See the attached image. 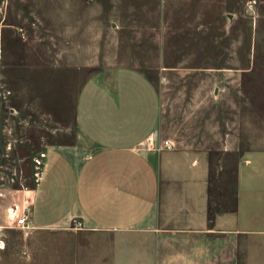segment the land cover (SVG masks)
Instances as JSON below:
<instances>
[{
  "label": "crops",
  "instance_id": "1",
  "mask_svg": "<svg viewBox=\"0 0 264 264\" xmlns=\"http://www.w3.org/2000/svg\"><path fill=\"white\" fill-rule=\"evenodd\" d=\"M198 1L56 9L29 83L65 125L63 102L85 76L80 135L45 149L28 225L1 234L0 264H264V79L252 52L237 66L206 30ZM179 70L212 74V98L196 126L164 133L152 76ZM157 134L171 147L143 149Z\"/></svg>",
  "mask_w": 264,
  "mask_h": 264
},
{
  "label": "rangeland",
  "instance_id": "2",
  "mask_svg": "<svg viewBox=\"0 0 264 264\" xmlns=\"http://www.w3.org/2000/svg\"><path fill=\"white\" fill-rule=\"evenodd\" d=\"M90 1L117 4L125 0ZM82 2L85 0H0V236L17 226L10 215L11 208L23 206L32 197L37 160L45 149L56 141L72 142L79 134L73 104L85 76H78L76 90L66 95L61 108L65 125H61L45 109L44 92L29 83V74L43 70L47 62L31 55L44 49L42 41L53 29L56 9L63 3ZM198 9L206 30L210 29L215 40L220 39L222 47L237 52V66L241 65V55L252 52L254 73L264 79V0H199ZM152 77L158 85L164 133L196 126L192 123L196 119L194 114L201 109V101L212 98L214 76L179 70ZM57 133H68L74 139L61 141ZM159 137L157 134L149 139L142 148H156L164 141ZM83 147L89 151L87 145Z\"/></svg>",
  "mask_w": 264,
  "mask_h": 264
},
{
  "label": "built area",
  "instance_id": "3",
  "mask_svg": "<svg viewBox=\"0 0 264 264\" xmlns=\"http://www.w3.org/2000/svg\"><path fill=\"white\" fill-rule=\"evenodd\" d=\"M164 145L166 147H171V144L169 141H165ZM45 157V153L42 154L41 158L37 160V167H38V172H37V182L40 180V173H41V168L43 165V159ZM27 202V201H26ZM28 204H24L23 206L20 205H15L14 207L11 208L10 210V215L11 217L16 221L17 225L19 226H27L28 225Z\"/></svg>",
  "mask_w": 264,
  "mask_h": 264
}]
</instances>
